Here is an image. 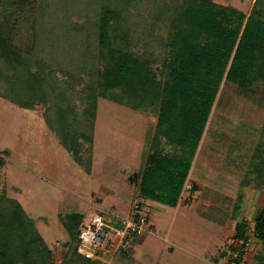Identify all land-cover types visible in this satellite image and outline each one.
Masks as SVG:
<instances>
[{
	"label": "rangeland",
	"instance_id": "obj_1",
	"mask_svg": "<svg viewBox=\"0 0 264 264\" xmlns=\"http://www.w3.org/2000/svg\"><path fill=\"white\" fill-rule=\"evenodd\" d=\"M102 1L28 0L18 7L16 0H0V20L8 11L13 26L9 38L54 74L60 89L77 104L78 119H84L77 98L82 81L98 65L93 55L79 61V44L83 43L79 25L86 28L97 18L96 9ZM214 1L247 15L255 2ZM162 7L160 3L158 8ZM261 7L264 10V3ZM159 9L149 8L151 23L148 28L144 25L145 40L140 47L158 58L166 52L165 41L172 33L166 15L162 19L152 15ZM38 17L42 19L37 33L32 25ZM77 36L80 42L67 46L70 37L76 41ZM253 88L245 97L236 84L224 81L221 85L201 156L189 176L218 182L209 185L211 196L198 191L191 194L190 181L176 207L146 199L140 212L147 217L150 231L138 239L130 253L104 256L98 264L226 263L228 240L237 224L246 220L251 228L256 211L264 205V84ZM44 110L43 104L23 108L0 96V193L20 202L60 263L69 254L71 243L61 217L78 212L86 222L100 214L117 225L115 214L128 217L134 212V203L142 195L130 177L141 172L152 150L158 114L157 110H135L99 97L93 145L83 141L81 146L84 156L92 153L88 172L48 127ZM78 125L87 128L80 120ZM160 140L165 153L181 155L178 146L164 137ZM258 149L262 154H257ZM214 172L219 175L212 176ZM220 192L223 195H216ZM246 258L247 264H264V242L253 241Z\"/></svg>",
	"mask_w": 264,
	"mask_h": 264
},
{
	"label": "trees",
	"instance_id": "obj_2",
	"mask_svg": "<svg viewBox=\"0 0 264 264\" xmlns=\"http://www.w3.org/2000/svg\"><path fill=\"white\" fill-rule=\"evenodd\" d=\"M27 1L16 3L22 7ZM263 3L255 0L247 15L214 0H103L96 9L97 18L86 28L79 25L80 63L91 55L98 58V67L82 81L77 96L84 119H78L77 104L60 89L54 74L9 38L13 26L7 11L0 20V96L23 108L43 104L48 127L88 172L92 153L84 156L81 146L83 141L93 145L99 97L135 110H157L152 150L141 172L130 180L137 182L144 198L176 207L223 82L236 84L245 97L254 85L264 84ZM155 7L159 11L152 15L160 19L166 15L172 29L165 41L166 52L159 58L140 51L144 25L148 28L151 23L147 12ZM41 19L32 25L37 33ZM76 41L70 37L67 46L78 44V36ZM79 120L87 128H79ZM160 137L178 146L181 155L165 153ZM257 154L262 151L258 149ZM61 219L71 243L69 254L58 263L20 202L0 193V264H98V259L77 253L84 215L71 213ZM249 228L246 220L239 222L233 237L247 240ZM253 234L254 241L264 242V205L255 215Z\"/></svg>",
	"mask_w": 264,
	"mask_h": 264
},
{
	"label": "built area",
	"instance_id": "obj_3",
	"mask_svg": "<svg viewBox=\"0 0 264 264\" xmlns=\"http://www.w3.org/2000/svg\"><path fill=\"white\" fill-rule=\"evenodd\" d=\"M141 196L134 203V212L128 217L115 214L118 224L100 214H95L83 224L79 233L77 253L86 259L101 260L104 256L113 257L119 253H130L138 239L150 231L147 217L140 212L145 202ZM254 225L248 230L247 240L241 242L234 237L229 238L228 253L225 255V264H246L247 254L254 241ZM242 247L239 249V246ZM243 258V259H242ZM239 259V262H236ZM244 260V261H243Z\"/></svg>",
	"mask_w": 264,
	"mask_h": 264
},
{
	"label": "crops",
	"instance_id": "obj_4",
	"mask_svg": "<svg viewBox=\"0 0 264 264\" xmlns=\"http://www.w3.org/2000/svg\"><path fill=\"white\" fill-rule=\"evenodd\" d=\"M210 120H211V115H210V117H209V120H208V122H207V124H206V128H205V130H204V133H203V135H202V138H201V141H200V144H199V147H198V149H197V151H196V153H195V155H194V157H193V159H192V163H191V168H190V172H189V175H188V177H187V180H186V183H185V186H184V189H183V192H182V196H181V199H180V201H179V203H178V205L181 203V201H182V198H183V196H184V193H185V190H186V186H187V184L191 181L192 182V186H190V188H191V190H193V193H191V194H195L196 193V191H198L199 192V194H209L210 196H211V194L208 192L209 191V185H211V184H213V185H215L216 183L218 184V182H212L213 180H208V179H206V177H202L201 178V181H199V180H194V179H192L191 177H189L190 176V174L192 173L191 172V170H193V169H195V167H196V165H197V163H198V160H199V157L201 156V153H202V146H201V144H202V141H203V139H204V136L206 135V132H207V130L209 129V122H210ZM209 165H211V164H209ZM215 167H210V169L211 170H213ZM226 174V176H228V173L226 172L225 173ZM212 176H218L219 174H217V173H213V174H211ZM224 175V174H223ZM215 180H218L217 178H215ZM224 184L225 185H228V182L226 181V180H224ZM195 192V193H194ZM208 192V193H207ZM139 193H140V191H139ZM139 195H141V194H139ZM216 195H223V193H218V194H216ZM195 196V195H194ZM146 199V198H145ZM148 200V199H147ZM177 205V206H178ZM256 213H257V211H256ZM256 213H255V215H256ZM255 215H254V218H255ZM212 218V217H211Z\"/></svg>",
	"mask_w": 264,
	"mask_h": 264
}]
</instances>
